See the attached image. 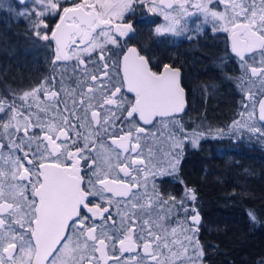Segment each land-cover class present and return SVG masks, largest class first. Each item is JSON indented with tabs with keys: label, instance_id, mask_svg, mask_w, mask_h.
<instances>
[{
	"label": "snow or ice",
	"instance_id": "6c2138e0",
	"mask_svg": "<svg viewBox=\"0 0 264 264\" xmlns=\"http://www.w3.org/2000/svg\"><path fill=\"white\" fill-rule=\"evenodd\" d=\"M137 7L164 16L158 35L185 36L193 17L227 33L246 99L264 94V0H33L19 14L55 41L54 66L76 62L75 81L64 86L62 75L57 88L53 77L0 99V264H203L201 215L185 203L194 189L166 199L155 181L178 173L184 142L196 147L211 129L190 138L180 125L161 160L157 121L168 127L184 111L185 88L174 65L158 73L136 47L124 51ZM48 16L59 18L51 36ZM243 107L230 131L264 138V99L258 119L255 103Z\"/></svg>",
	"mask_w": 264,
	"mask_h": 264
},
{
	"label": "trees",
	"instance_id": "16d2710c",
	"mask_svg": "<svg viewBox=\"0 0 264 264\" xmlns=\"http://www.w3.org/2000/svg\"><path fill=\"white\" fill-rule=\"evenodd\" d=\"M12 4L14 11L0 7V99L7 98L9 102L26 88L23 79L27 66L25 26L22 19L15 18L18 4ZM136 13L134 10L126 22ZM161 37L155 36L158 45L162 44ZM202 55L211 57L212 52ZM186 60L193 64L189 65L193 80L214 77L210 70L204 72L209 66L208 59L198 67L196 54L189 53ZM221 87L211 94L206 108L209 120H219L217 125L223 129V135L206 140L202 154L199 147H189L170 191H166L169 189L166 185L162 193L166 199L174 195L179 200L185 198V184L194 189L196 201L186 198L185 201L189 208L195 204L201 215L199 240L205 248L203 264H261L264 262V138L246 130L240 133L226 130L227 122L235 119L239 106L227 88ZM198 101L202 104L200 91ZM250 210L255 212L256 221L250 219Z\"/></svg>",
	"mask_w": 264,
	"mask_h": 264
},
{
	"label": "flooded vegetation",
	"instance_id": "af4514ba",
	"mask_svg": "<svg viewBox=\"0 0 264 264\" xmlns=\"http://www.w3.org/2000/svg\"><path fill=\"white\" fill-rule=\"evenodd\" d=\"M6 1L9 2V5H13L12 3L14 2L17 3L15 0ZM6 8L7 4H5V9ZM148 14L138 12L133 18H131L130 21H128L129 23L136 21L134 25L135 34L131 36V39H127L126 43L122 40L121 45L124 51L127 50V47H136L141 54H146L147 57L151 58L152 63L150 64V67L153 71L158 73L162 72L163 64L165 63L172 64L180 69L182 86L185 88V109L183 112L176 114V116L168 122V127H165L157 121L156 130H158V133H163L164 141L162 142V145L163 148H166L167 150L171 146L169 136L170 133H175L182 138V134L179 132L180 125L184 127L185 132L188 135L189 132H193L194 130H202L205 133H208L209 129H211V134L205 135V137L200 140L198 146H196L199 147V152L202 154V149L206 140H210V138H219V135H217V130H219L217 121L219 120L213 119V121H211L208 119L209 115L206 107L211 94L221 86V88H227L229 96L232 97L233 100L238 101L239 110L234 119L237 120L240 117V112L244 103L248 102L245 97V93L247 92L245 88L248 87L249 84L247 81H245L243 85L241 84V77L244 75V72L240 66L238 58L231 51V43L228 39L227 33H215L213 32L210 24L205 25L203 20L199 19V27L197 30H193L189 26L190 23L188 22V32L185 36L176 37L171 34L162 35L164 36H160L162 44L158 45L155 40V36H157L155 33L157 17L155 15ZM58 19V17L53 16L46 17L45 22L48 23L49 29H42V34L44 31H47V34L51 36V30L55 28ZM23 23L25 26L23 33L27 37V44L24 48L25 62L27 64L25 67L26 77L23 79L26 84V88L23 92L37 87L46 79L51 81L53 77H55L56 87L59 88L62 83V75L64 77V86H74L75 76L73 75V67L76 62L61 61L57 62L54 66L52 61L55 55V42L51 40H39L35 35V30L32 27H29L25 21H23ZM189 36L192 38L188 39ZM39 42H48L49 44L43 45ZM113 50L118 51V49ZM208 51L212 52V56L205 58L202 53ZM189 53L197 55V67L205 65L207 62L206 60L208 59L209 66L205 67L204 72L205 70H210V73L213 74L214 77L208 78V80L204 81L193 80L190 76L189 70V68H191L189 65L193 64H189L186 60ZM121 58L122 56L120 59ZM199 91L202 98V104H199L198 101ZM260 99H264V94L259 95L255 101L257 119V108ZM234 120L227 122L228 128L226 130H230V126ZM257 125L260 126V124ZM161 137L162 135H160V138ZM189 147L194 148L190 140H187L184 142L182 159L186 156ZM178 174L179 171L173 175L156 178L155 183L157 190L162 192L165 189H163V186L167 185L169 189H166V191H170L171 183L174 180L173 178H177ZM185 203L188 207V202L185 201Z\"/></svg>",
	"mask_w": 264,
	"mask_h": 264
},
{
	"label": "rangeland",
	"instance_id": "374dc122",
	"mask_svg": "<svg viewBox=\"0 0 264 264\" xmlns=\"http://www.w3.org/2000/svg\"><path fill=\"white\" fill-rule=\"evenodd\" d=\"M0 4H1V7H3L4 9H5V4H7V8H6V9H7V10H10V11L13 10V9L11 8L12 5H11V4L9 5V2H7L6 0H0ZM32 7H33V0H27V8H25L24 6H19L18 8L15 9L14 14H15V18H17V19H22L23 21H25L26 24H28L29 27H32V28H33L32 25H33L34 21H33L32 19H30L28 15H20V14H19V13H21V12L27 13ZM135 10H136L137 13H138V12H140V13H141V12H144L145 14H148V13H149V12L147 11V8L137 7ZM13 11H14V10H13ZM130 14H132V12L126 14V18L129 17ZM149 14H151V15H155V16L157 17V25L155 26V28H156L157 26H161V25H164V24L166 23L165 20H164V16H163V15H161V14H153V13H149ZM149 14H148V15H149ZM199 19H200V20H203V17H200ZM199 19H198V20H199ZM198 20H197L195 17H193V18H191V19L188 20V22L190 23L189 26H190L193 30H197V28L199 27ZM33 29H34V28H33ZM155 33H156V32H155ZM156 35H157V36H162V35H158V34H156ZM164 35H166V34H164ZM249 88H251L250 85H249L248 87L245 88L246 91H248ZM253 91H256V89H253ZM259 95H261V94H258V95L256 96V98H257ZM255 101H256V100H255ZM247 103L250 105L248 111H253V108L251 107V105H252L253 103H255V102L248 100ZM243 111H244V107L242 108L241 112H243ZM241 112H240V113H241ZM0 115H2V114H0ZM240 119H242L241 115H240V117H239L238 120H240ZM257 126H258V125H257ZM157 131H158V130H157ZM192 133H193V132H189V137H190V138H191V134H192ZM163 138H164L163 135H162L161 138H160V136H159V138H158L159 142H158V144H157L158 149H160V151L158 152V154H159L161 160H163V158H164V150H166V148H163V145H162V142L164 141ZM189 140H190V139H189ZM190 142H191V140H190ZM191 144H192V143H191ZM158 177H161V176L158 175L156 178H158Z\"/></svg>",
	"mask_w": 264,
	"mask_h": 264
},
{
	"label": "water",
	"instance_id": "95a60500",
	"mask_svg": "<svg viewBox=\"0 0 264 264\" xmlns=\"http://www.w3.org/2000/svg\"><path fill=\"white\" fill-rule=\"evenodd\" d=\"M17 3H18V0H15ZM133 36V35H132ZM55 42V41H54ZM122 59V58H121ZM163 71V70H162ZM257 111H258V108H257Z\"/></svg>",
	"mask_w": 264,
	"mask_h": 264
}]
</instances>
